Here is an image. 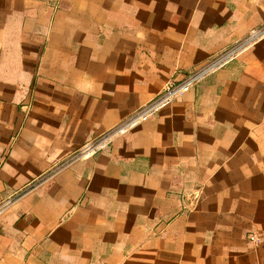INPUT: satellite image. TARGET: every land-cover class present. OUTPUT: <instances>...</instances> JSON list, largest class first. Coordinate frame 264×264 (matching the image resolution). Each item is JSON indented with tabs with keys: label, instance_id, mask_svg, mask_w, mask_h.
I'll list each match as a JSON object with an SVG mask.
<instances>
[{
	"label": "crops",
	"instance_id": "0c3cea01",
	"mask_svg": "<svg viewBox=\"0 0 264 264\" xmlns=\"http://www.w3.org/2000/svg\"><path fill=\"white\" fill-rule=\"evenodd\" d=\"M263 25L264 0H0V264H264V37L66 164Z\"/></svg>",
	"mask_w": 264,
	"mask_h": 264
},
{
	"label": "built area",
	"instance_id": "2783aa9c",
	"mask_svg": "<svg viewBox=\"0 0 264 264\" xmlns=\"http://www.w3.org/2000/svg\"><path fill=\"white\" fill-rule=\"evenodd\" d=\"M263 37L264 25L250 30L245 37L235 41L232 45L219 53L212 55L204 64L195 70L188 72L183 78L169 80L165 83L163 89L148 102L138 107L115 126L81 145L70 156L66 164L79 159L89 158L102 150L109 149L111 144L118 137L124 135L139 125L143 120L182 97L188 90L204 81L211 74L224 67L233 59L237 58ZM13 201V198L8 197L0 202V217ZM249 237L252 241L258 243L261 241L256 234H250Z\"/></svg>",
	"mask_w": 264,
	"mask_h": 264
}]
</instances>
